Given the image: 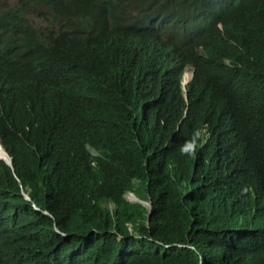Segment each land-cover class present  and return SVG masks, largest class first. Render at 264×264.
<instances>
[{
	"label": "trees",
	"instance_id": "16d2710c",
	"mask_svg": "<svg viewBox=\"0 0 264 264\" xmlns=\"http://www.w3.org/2000/svg\"><path fill=\"white\" fill-rule=\"evenodd\" d=\"M5 5L0 264H245L224 179L248 152L264 203V0Z\"/></svg>",
	"mask_w": 264,
	"mask_h": 264
},
{
	"label": "clouds",
	"instance_id": "9594fccd",
	"mask_svg": "<svg viewBox=\"0 0 264 264\" xmlns=\"http://www.w3.org/2000/svg\"><path fill=\"white\" fill-rule=\"evenodd\" d=\"M193 76L194 71L189 68H186L183 77L184 91H186V87L192 81ZM0 147L4 150L6 154V157H0V160L13 169L11 157L1 144ZM242 157H244L245 159L244 164L242 163ZM254 169V160L248 155V152H244L243 155L241 154V157L239 156L235 158L231 163L228 174L224 179V183L226 192L229 197H246L248 199L249 205H252L253 207L249 213V216L251 218L250 226L244 230L249 245L248 252L246 254L245 264H264V203H262V198L252 195ZM23 195L27 200H30L27 194L23 193ZM139 201V203L141 204L142 202L147 203V205H143L149 207L150 209L151 204L149 202L144 201L142 199H140ZM36 209L38 210V208ZM45 213L48 214L47 212ZM259 220L261 221V224L258 227L256 226V224Z\"/></svg>",
	"mask_w": 264,
	"mask_h": 264
},
{
	"label": "rangeland",
	"instance_id": "374dc122",
	"mask_svg": "<svg viewBox=\"0 0 264 264\" xmlns=\"http://www.w3.org/2000/svg\"><path fill=\"white\" fill-rule=\"evenodd\" d=\"M8 3V4H10V5H13V6H15V5H17V3L19 2V0H0V11H3L4 9H6L7 7H6V5H5V3ZM126 197L131 201V202H133V203H139L140 201V199H138L136 196H135V194H133V193H128L127 195H126ZM142 204H145V205H147V203H143L142 202Z\"/></svg>",
	"mask_w": 264,
	"mask_h": 264
},
{
	"label": "bare ground",
	"instance_id": "6f19581e",
	"mask_svg": "<svg viewBox=\"0 0 264 264\" xmlns=\"http://www.w3.org/2000/svg\"><path fill=\"white\" fill-rule=\"evenodd\" d=\"M0 157L5 158L6 154L4 152V150L0 147Z\"/></svg>",
	"mask_w": 264,
	"mask_h": 264
}]
</instances>
